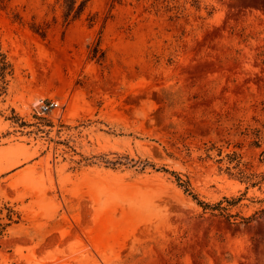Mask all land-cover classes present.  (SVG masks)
<instances>
[{
  "label": "rangeland",
  "instance_id": "rangeland-1",
  "mask_svg": "<svg viewBox=\"0 0 264 264\" xmlns=\"http://www.w3.org/2000/svg\"><path fill=\"white\" fill-rule=\"evenodd\" d=\"M1 51L0 264H264V0L0 1Z\"/></svg>",
  "mask_w": 264,
  "mask_h": 264
},
{
  "label": "trees",
  "instance_id": "trees-1",
  "mask_svg": "<svg viewBox=\"0 0 264 264\" xmlns=\"http://www.w3.org/2000/svg\"><path fill=\"white\" fill-rule=\"evenodd\" d=\"M1 6L3 8H6L11 0H0ZM91 0H61V4L63 6V16L65 24H70L74 22L75 20L81 18V16L85 13L86 9L88 8ZM14 20L15 21H22L23 16L20 14L19 11L14 12ZM91 23L94 22V15L90 17ZM48 25H45L40 22H34L31 26V28L36 32L42 35L43 37L47 36L48 33ZM91 55L94 58L102 59L105 56V52L102 51L99 44L95 45L91 51ZM14 72V66L13 63L8 59L7 54L5 52H0V76L2 77V83L0 84V91L3 93L7 92V86L9 83V79H7L8 74H13ZM25 123V122H23ZM40 125V124H39ZM40 127V126H39ZM41 128V127H40ZM128 157V156H126ZM121 162V161H120ZM113 164H116V161L112 162ZM141 163L143 166H147L148 164L155 167V164L150 162L149 160H142ZM165 170H168L167 168H164ZM178 181L179 184L185 187V190L189 193H192L193 197L198 199V196L193 193L189 188V183L183 180L181 176L178 175ZM200 203H204L206 207L210 206L211 204L202 202L199 200ZM236 201V200H232ZM220 206V203L218 204ZM213 207V206H211ZM224 208L223 206H220ZM244 219L249 220L250 217H244Z\"/></svg>",
  "mask_w": 264,
  "mask_h": 264
}]
</instances>
